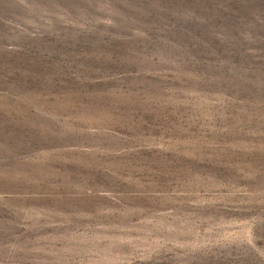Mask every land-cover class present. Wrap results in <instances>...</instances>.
Masks as SVG:
<instances>
[{"label":"rangeland","instance_id":"rangeland-1","mask_svg":"<svg viewBox=\"0 0 264 264\" xmlns=\"http://www.w3.org/2000/svg\"><path fill=\"white\" fill-rule=\"evenodd\" d=\"M0 264H264V0H0Z\"/></svg>","mask_w":264,"mask_h":264}]
</instances>
